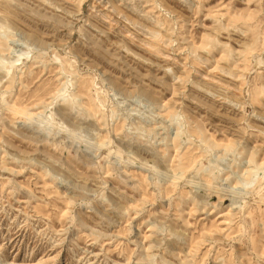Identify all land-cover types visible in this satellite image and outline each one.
Returning a JSON list of instances; mask_svg holds the SVG:
<instances>
[{"label":"rangeland","instance_id":"1","mask_svg":"<svg viewBox=\"0 0 264 264\" xmlns=\"http://www.w3.org/2000/svg\"><path fill=\"white\" fill-rule=\"evenodd\" d=\"M0 36V264H264V0H0Z\"/></svg>","mask_w":264,"mask_h":264},{"label":"bare ground","instance_id":"2","mask_svg":"<svg viewBox=\"0 0 264 264\" xmlns=\"http://www.w3.org/2000/svg\"><path fill=\"white\" fill-rule=\"evenodd\" d=\"M0 37H1V36H0ZM258 62H259V64H260V65H262V64H263V63H262V59H261V58L259 59V61H258ZM4 63H6V61L0 62V69H2V67H3ZM213 177H215V178H216V175H214Z\"/></svg>","mask_w":264,"mask_h":264}]
</instances>
